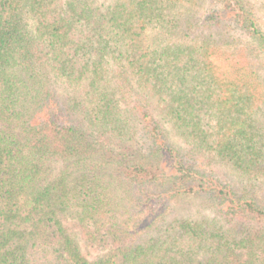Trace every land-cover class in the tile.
<instances>
[{
    "label": "trees",
    "instance_id": "1",
    "mask_svg": "<svg viewBox=\"0 0 264 264\" xmlns=\"http://www.w3.org/2000/svg\"><path fill=\"white\" fill-rule=\"evenodd\" d=\"M262 117L264 0H0V264H264Z\"/></svg>",
    "mask_w": 264,
    "mask_h": 264
},
{
    "label": "rangeland",
    "instance_id": "2",
    "mask_svg": "<svg viewBox=\"0 0 264 264\" xmlns=\"http://www.w3.org/2000/svg\"><path fill=\"white\" fill-rule=\"evenodd\" d=\"M259 1L251 0V2L257 4V7L259 6ZM261 119H264V117ZM258 139L262 143L264 142L262 136ZM200 168L206 178H212L222 188L231 191L237 198H246L244 200L254 199L259 205L264 207V161L261 162L260 168L263 171L252 177L241 174L231 165L221 163L219 158H214L211 166L202 165ZM168 203L174 210V219L193 216L197 212L200 218L212 219L215 216V210L210 207L212 202L206 196L198 201L169 199ZM224 228L231 229L229 226Z\"/></svg>",
    "mask_w": 264,
    "mask_h": 264
}]
</instances>
